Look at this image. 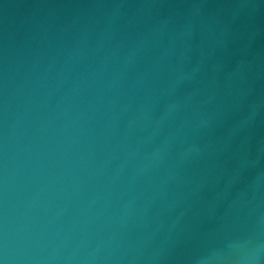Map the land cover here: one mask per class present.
<instances>
[{"label": "water", "instance_id": "obj_1", "mask_svg": "<svg viewBox=\"0 0 264 264\" xmlns=\"http://www.w3.org/2000/svg\"><path fill=\"white\" fill-rule=\"evenodd\" d=\"M0 264H264V0H0Z\"/></svg>", "mask_w": 264, "mask_h": 264}]
</instances>
